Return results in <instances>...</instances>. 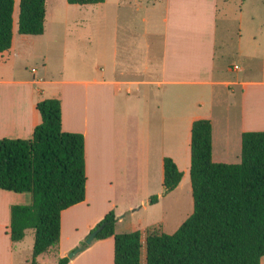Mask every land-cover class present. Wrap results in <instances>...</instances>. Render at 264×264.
Here are the masks:
<instances>
[{"label": "crops", "instance_id": "crops-1", "mask_svg": "<svg viewBox=\"0 0 264 264\" xmlns=\"http://www.w3.org/2000/svg\"><path fill=\"white\" fill-rule=\"evenodd\" d=\"M229 2L68 3L70 14L50 18L47 8L45 33L38 36L19 33L15 8L13 46L0 54V65L10 64V72L0 75V100L6 102L0 139H31L42 123L37 105L48 98L62 101L63 129L86 139V200L62 213L60 244L40 255V264L68 257L112 210L118 234L137 231L129 222L125 227L127 213L150 207L154 192L159 205L191 174L196 120L212 122L218 163H233V155L242 159L243 134L264 131V23L251 28L254 16L241 13L236 49L242 65H218L220 20ZM50 20L61 29L50 30ZM78 56H86V62L77 63ZM30 59L40 61L38 67L23 72ZM7 91L10 96H2ZM175 149L185 151L176 156ZM156 155L160 162L153 161ZM167 156L184 173L169 194L164 185L153 189L160 163L164 182ZM31 200L26 193L0 189V264L32 262L35 231L27 230L17 243L10 235L12 206ZM68 264H115V239L95 240ZM142 264H147L143 253Z\"/></svg>", "mask_w": 264, "mask_h": 264}, {"label": "trees", "instance_id": "trees-1", "mask_svg": "<svg viewBox=\"0 0 264 264\" xmlns=\"http://www.w3.org/2000/svg\"><path fill=\"white\" fill-rule=\"evenodd\" d=\"M98 4L105 0H67ZM16 0H0V54L14 41ZM19 33L43 35L47 0H20ZM42 123L31 139H0V189L30 193V204L12 206L10 235L22 241L35 231L31 264L60 244L62 213L86 200V139L67 132L62 101L48 98L37 105ZM191 181L194 211L174 233H147V264H262L264 257V131L243 134L240 163L213 159V125L196 120L192 127ZM184 173L171 157L164 158V188H178ZM159 196L150 198L151 204ZM118 218L110 211L95 229L96 240L115 239V264H142L141 231L116 232ZM94 229V230H95ZM69 257L57 264H68Z\"/></svg>", "mask_w": 264, "mask_h": 264}, {"label": "rangeland", "instance_id": "rangeland-1", "mask_svg": "<svg viewBox=\"0 0 264 264\" xmlns=\"http://www.w3.org/2000/svg\"><path fill=\"white\" fill-rule=\"evenodd\" d=\"M19 2L20 0H16V10L19 14ZM226 15L222 16V20H220V45L222 49L219 51V63L218 65H228L232 67L236 64H241L240 57L237 56V32L241 28L239 22V16L241 13L245 14V16H254V21H250L249 23L253 24L251 28H259L261 24L264 23V0H230L227 6ZM47 8L50 12V18H53L54 14H64L65 11L67 14H70V7L68 5L67 0H47ZM248 25V24H246ZM49 28L51 29H61L60 26L54 25L52 20H50ZM85 26H83V29ZM246 28V27H245ZM64 30V28H62ZM225 32L224 34L222 32ZM223 52V53H222ZM222 54H224V58H222ZM78 62H86V56H78ZM40 61L36 59H30L26 64L25 68L27 70H22L26 73H31L33 67H38ZM0 75L3 74L4 70L6 72H10V64L7 66L0 65ZM2 96H10V92H6ZM9 102H10V97ZM5 100H0V113L5 108ZM6 112V111H3ZM10 112V106L8 107V113ZM2 115V114H1ZM0 115V116H1ZM176 156L179 154H183L184 149H175L171 150ZM235 155L231 156L229 159L230 162L240 163L241 159H236ZM153 161L159 160V155L152 156ZM160 167V168H159ZM181 167L185 168V165L182 163ZM159 176L153 181V189L158 191L164 185L162 175V164L160 163L158 166ZM158 192H154L153 195H159ZM30 198H32L30 193H26ZM150 201V199H148ZM2 203V201L0 202ZM194 211V199H193V191H192V181L190 174L186 176L183 181V187L175 194L161 201L158 205L150 204V207L147 209L144 208L135 213L128 212L125 218V227H127V223L132 224L133 227L138 228V230L142 231L143 237H146L148 231L157 230L161 233L165 232L168 234H172L176 232L181 225L186 221V219L191 216ZM158 223V224H157ZM157 225L162 226V230ZM120 229H125L124 224L120 226ZM127 229V228H126ZM159 229V230H158ZM130 230V229H129ZM27 240H30L28 236ZM2 246V245H1ZM142 253L147 256V242H142ZM6 264V262H5Z\"/></svg>", "mask_w": 264, "mask_h": 264}, {"label": "water", "instance_id": "water-1", "mask_svg": "<svg viewBox=\"0 0 264 264\" xmlns=\"http://www.w3.org/2000/svg\"><path fill=\"white\" fill-rule=\"evenodd\" d=\"M104 226H101L91 232V234L88 236L86 239L85 243L82 246L77 247L75 250H73L69 254V258H74L78 253L82 252L85 250L88 246H90L95 240L99 232L103 229Z\"/></svg>", "mask_w": 264, "mask_h": 264}]
</instances>
